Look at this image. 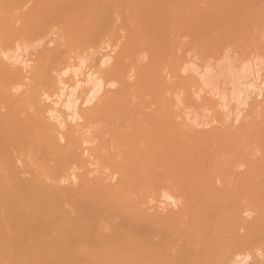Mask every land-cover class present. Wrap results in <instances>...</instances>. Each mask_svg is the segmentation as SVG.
I'll use <instances>...</instances> for the list:
<instances>
[{
  "label": "bare ground",
  "instance_id": "bare-ground-1",
  "mask_svg": "<svg viewBox=\"0 0 264 264\" xmlns=\"http://www.w3.org/2000/svg\"><path fill=\"white\" fill-rule=\"evenodd\" d=\"M0 264H264V0H0Z\"/></svg>",
  "mask_w": 264,
  "mask_h": 264
}]
</instances>
